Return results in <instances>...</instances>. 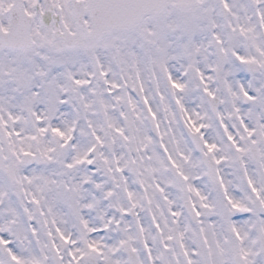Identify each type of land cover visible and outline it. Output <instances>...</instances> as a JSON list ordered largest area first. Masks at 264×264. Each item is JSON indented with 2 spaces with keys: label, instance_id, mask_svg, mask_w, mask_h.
I'll list each match as a JSON object with an SVG mask.
<instances>
[{
  "label": "snow or ice",
  "instance_id": "obj_1",
  "mask_svg": "<svg viewBox=\"0 0 264 264\" xmlns=\"http://www.w3.org/2000/svg\"><path fill=\"white\" fill-rule=\"evenodd\" d=\"M0 264H264V0H0Z\"/></svg>",
  "mask_w": 264,
  "mask_h": 264
}]
</instances>
